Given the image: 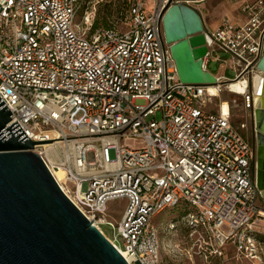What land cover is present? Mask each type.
<instances>
[{"label":"built area","instance_id":"1","mask_svg":"<svg viewBox=\"0 0 264 264\" xmlns=\"http://www.w3.org/2000/svg\"><path fill=\"white\" fill-rule=\"evenodd\" d=\"M122 1L129 4L116 29L94 27V7L78 21L79 0H0V99L12 113L5 128L17 120L33 141L58 137L56 162L44 142L32 150L93 225L114 230L109 241L129 264H172L176 248L161 256L154 218L176 207L191 250L218 264L229 244L258 257L264 203L245 123L232 122L227 100L226 111L223 101L210 104L227 82L257 70L264 0H236L241 17L206 27L202 65L217 64L210 85L179 80L161 27L168 2L199 0ZM219 51L231 55L236 78L216 73L226 66ZM116 197L126 203L114 222L107 209ZM176 219L166 233L178 235Z\"/></svg>","mask_w":264,"mask_h":264},{"label":"water","instance_id":"2","mask_svg":"<svg viewBox=\"0 0 264 264\" xmlns=\"http://www.w3.org/2000/svg\"><path fill=\"white\" fill-rule=\"evenodd\" d=\"M161 27L179 80L215 84L216 76L202 65L208 46L199 9L168 2ZM255 67L264 75V47ZM260 80L252 96L253 166L264 203V76ZM11 114L0 99V264H129L32 150L35 143L53 139L31 140L17 120L5 128Z\"/></svg>","mask_w":264,"mask_h":264},{"label":"rangeland","instance_id":"3","mask_svg":"<svg viewBox=\"0 0 264 264\" xmlns=\"http://www.w3.org/2000/svg\"><path fill=\"white\" fill-rule=\"evenodd\" d=\"M81 8L78 13L77 20L80 21L84 15L86 9H91L94 7V23L96 27H111L116 29L123 28V16L121 14V9L119 3H124L122 0H79ZM151 0H149V3ZM148 3V4H149ZM194 7L199 9L201 12L205 27L212 28L216 23L224 16L234 20L233 12V0H199L192 4ZM107 26H105V23ZM219 56L225 58V68H220L217 74H226L230 77H234L236 71L230 66L232 64V57L228 52L219 51ZM229 66V67H228ZM217 67L216 63L211 64L210 70L215 72ZM263 74L254 70L251 73V77L247 78L244 76L242 79L248 81L250 79L251 86L247 88V92L238 94L230 91L228 88L224 90L212 99L210 107L217 108L221 101L227 100L230 108V114L232 122L236 125L240 123H245V127L240 129V132L248 139L250 142L252 138L255 137V132L251 127L252 118V96L254 97L255 91L253 86V78L258 75ZM111 157L114 156L113 151H110ZM256 160V158H255ZM126 200L122 197H116L108 201L107 218L114 222H117L124 209ZM184 214L181 207L168 208L162 211L156 218H154V223L158 227L159 241H160V254L162 257H166L165 253L170 251V247L176 248V254H172L171 262L172 264H218L219 260L213 257H206V253L203 248L194 247L193 250H199L200 253H192L193 250L189 248L190 242L185 243L183 238L186 231L181 226L180 217ZM176 219L178 229V235H173L171 233H166V223L171 219ZM181 226V227H180ZM105 236L110 240H114V230L108 226L104 225L101 227ZM261 239L264 241V234H260ZM179 245V247L176 246ZM169 245V246H168ZM190 253H189V252ZM224 264H264V246L259 250L258 257L256 258H245L240 257L232 245H227L225 249Z\"/></svg>","mask_w":264,"mask_h":264},{"label":"bare ground","instance_id":"4","mask_svg":"<svg viewBox=\"0 0 264 264\" xmlns=\"http://www.w3.org/2000/svg\"><path fill=\"white\" fill-rule=\"evenodd\" d=\"M257 72H260L258 70H256ZM263 76L261 74H258L256 75L254 78H253V86L252 88L254 87V91H256V88L259 86L260 84V79L262 78ZM227 88L234 92V93H238V94H242V93H245L247 92V88H248V81L245 79H242V78H238V79H235V80H231L229 82H227ZM255 96V94H254ZM222 109L224 111H226L228 109V105L226 103V100H223V103H222ZM58 138L57 136H54L53 138L51 139H54L52 140L51 142H44L43 143V150L45 152V154L47 155L48 159L51 161V162H56V159L57 157L59 156V152H58V144L61 142L59 139H56ZM55 173L60 177V178H63L64 175H65V169L61 166H59L58 169H55ZM122 254V253H121ZM124 255V253L122 254Z\"/></svg>","mask_w":264,"mask_h":264},{"label":"flooded vegetation","instance_id":"5","mask_svg":"<svg viewBox=\"0 0 264 264\" xmlns=\"http://www.w3.org/2000/svg\"><path fill=\"white\" fill-rule=\"evenodd\" d=\"M263 76H264V75H263ZM250 77H251V73L249 74V78H250ZM250 86H251V82H250V85H248V87H250ZM252 111H253V108H252ZM250 123H251L252 130H254V126H253V124H252V118H251ZM254 132H255V130H254ZM250 144H251L252 149L255 148V146H256V140H255V137L251 139ZM253 161H254V157H253ZM252 173H253V176H254V166H253V163H252Z\"/></svg>","mask_w":264,"mask_h":264},{"label":"crops","instance_id":"6","mask_svg":"<svg viewBox=\"0 0 264 264\" xmlns=\"http://www.w3.org/2000/svg\"><path fill=\"white\" fill-rule=\"evenodd\" d=\"M233 3H234V5H233V12H234V18L236 19V18H239V17H241V14H240V12H239V10H238V3L239 2H237L236 0H233Z\"/></svg>","mask_w":264,"mask_h":264},{"label":"trees","instance_id":"7","mask_svg":"<svg viewBox=\"0 0 264 264\" xmlns=\"http://www.w3.org/2000/svg\"><path fill=\"white\" fill-rule=\"evenodd\" d=\"M128 4L129 3H119L121 9H123V11H121L122 16H123L124 12L126 11ZM104 23H105V26H107V23L106 22H104ZM96 25H97L96 23L93 24L94 27H96ZM105 28H111V27H105Z\"/></svg>","mask_w":264,"mask_h":264}]
</instances>
